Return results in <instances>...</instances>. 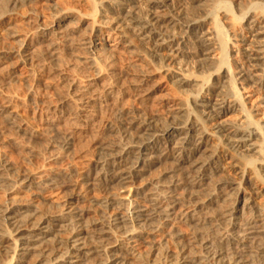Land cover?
Instances as JSON below:
<instances>
[{
	"label": "rangeland",
	"instance_id": "rangeland-1",
	"mask_svg": "<svg viewBox=\"0 0 264 264\" xmlns=\"http://www.w3.org/2000/svg\"><path fill=\"white\" fill-rule=\"evenodd\" d=\"M96 1L99 15L94 18L90 0H28L15 3L12 0H0V162H4L2 164L7 166V171L4 172L7 180L4 183L0 179V204L8 199L7 197L26 203L27 207H23L21 211L33 217L31 222L45 215H57L63 208L71 206L86 209L90 215L96 217L106 215L107 218L121 214L122 210L116 204L105 208L104 201L109 198L114 199L118 205L121 204L120 206L132 202L139 205L141 210L147 209L149 204L145 200L146 197H143L144 193L153 191L158 185L166 186L181 178L186 164H181L177 160L178 153L171 154L170 158L160 160L156 164L147 163L138 174L139 178L133 180L126 189L115 187L109 190L106 188L86 190L82 186V179L97 170L98 150L104 143L112 142L118 145L119 130L126 122H139L138 120L143 118L153 122L156 130L161 131L172 121L174 115L181 120L189 117L192 122L200 119L205 128L204 132L211 135L206 136L207 151L206 149L201 151L195 158L208 156L210 151L216 148L217 157L213 158L211 168L213 165L218 168L211 174L212 176L208 173V177L215 181V184L212 181L210 183H213L214 187L218 180H229L236 184L235 188L241 185L242 198L250 202L249 209L244 210L243 214L239 211L237 217L243 221L252 215V212L263 209L264 195L260 194V185L256 180V174L263 169L259 170L260 166L257 165L246 167L244 159H240L212 136V133H217L216 135H225L224 138H227L232 136V132L236 129L247 130L242 104L240 107L230 104V108L219 100L208 102L209 100L204 98L206 86L201 85V82L204 81L208 85L214 82L216 80L214 69L211 71L210 67L193 65L185 56L172 58V50L178 47L179 50L186 49L184 39L180 38L183 36L179 35L177 42H174L172 33L167 32L172 30L170 22H173V18L180 19L184 13L204 9L203 16L205 15V18L208 15L206 17L208 21L200 32L207 30L210 33L215 32L217 27L221 29L224 39H230L224 50L226 61L233 71L232 74L240 79L238 73L244 72L243 55L245 50L249 49L251 42H254L253 39L260 41V45L264 47V28L256 27L257 22L260 21L262 22L258 25L264 26V1L261 2L262 5L257 6L260 0H199L196 3L187 0H168L167 7L157 9L158 15H162L163 22L158 24L161 28L153 30L154 33L152 31V40L137 37L131 33L132 31L123 26H121L123 28L119 27L118 31L112 33L110 40H113L116 34L120 37L122 35V39L130 43L128 49L131 51L122 49L123 54L117 56V59L111 57L112 62L110 60L104 62V65L108 66H104V74L99 77L100 80L95 85L96 94L101 95V103L99 100L96 101L97 104L93 102L90 107L88 106L89 108L87 107L89 118H92L91 126L77 130L79 126L75 127L72 121L76 108L70 103L71 98L76 95L75 85H81L80 81L84 84L90 76L96 74L95 69L84 62L85 55L81 54L80 44L83 38L88 37H92L97 43L102 42L101 40L106 39L109 30L100 22H111L113 25L118 21L116 18L120 17L115 4L108 3L109 0ZM134 1L133 11L145 18L147 0ZM69 10L74 12L75 19L61 22L60 18ZM252 19H256V22L252 23ZM42 26H47L49 33L46 32L44 37L39 38L40 40L30 41L34 32L36 35L41 34L38 27ZM176 31L183 32L181 28ZM253 31H258L260 35L252 38ZM170 35L172 37H168ZM24 38L29 42L27 47L21 46L20 40ZM149 41L160 44L161 52L153 53ZM127 51L132 53L129 54ZM213 55L218 62L221 53L214 51ZM166 57L169 61H166ZM113 58L116 60L121 58V61ZM169 63L173 65V71L198 76L196 81L194 77V80L190 79L187 85H179L176 83L178 78L166 72L165 66ZM136 71L147 73L149 77L139 92L134 90L132 84L138 75ZM72 80L75 81V85L72 84ZM261 80L264 83V76ZM104 81L113 84V90L118 94L117 103L104 99L106 95L105 84H102L105 83ZM261 85L260 88L244 89L242 93L243 109L249 112L253 122L258 124H264V105L261 104V99L264 98V85L262 83ZM201 89L202 92L199 91ZM229 89L231 88L228 87ZM230 91H232L230 94L234 93L233 89ZM196 96H199L197 101H195ZM210 104L214 109L212 111L224 109L223 114L217 119H209ZM8 115L15 119L20 130L6 120ZM70 130L73 132L71 133ZM66 133L68 135H64ZM64 140H68L67 149L63 146ZM164 142L157 139L149 143V147L161 149L166 146ZM118 146L125 148L123 143ZM243 155L247 160L258 158L251 152H243ZM243 169H245V178L241 181L239 172ZM50 176L55 178L54 183L59 185L58 188H44V184H39L40 179L45 181ZM131 188L139 190L135 194L130 192ZM143 191L141 195L140 192ZM235 193L236 189L231 190L228 195L232 198ZM217 204L220 205V203H212L210 210H216ZM204 212L201 211L202 214ZM174 231L184 239L190 236V228L182 221L175 223ZM146 234L149 239L153 238L152 243L158 242L161 248L174 253L175 246L164 233L157 237H152L150 233ZM8 238L1 248L3 252H0V264H7L12 256L16 257L13 264H19L16 262H21L19 254L22 252V247L19 246L15 252V241ZM108 241L111 240L108 238ZM22 243L23 241H18V244ZM128 258L126 264H133ZM39 264L47 263L44 261Z\"/></svg>",
	"mask_w": 264,
	"mask_h": 264
},
{
	"label": "bare ground",
	"instance_id": "bare-ground-1",
	"mask_svg": "<svg viewBox=\"0 0 264 264\" xmlns=\"http://www.w3.org/2000/svg\"><path fill=\"white\" fill-rule=\"evenodd\" d=\"M26 1L28 0H12L14 3ZM187 1L196 3L199 0ZM263 1L260 0L258 4H255L258 6ZM90 2L92 4L93 17L95 18L97 14L99 15L98 3L96 0H90ZM107 2L112 5L115 4L116 8H114L120 15V17L116 18L119 24L115 21L113 25L111 22H100L102 26L107 27L109 30L106 39L101 40L103 43H97L92 37L83 38L82 44H80L81 54L85 55L83 58L84 62L94 68L96 74L90 76L84 84L80 81L81 85L75 83V78V81H71L72 84H76V95H72L70 103L76 108L72 121L75 127L79 126L77 130H83V128H87L91 124L92 118L90 119L88 114L89 105L101 99V95L96 94L95 85L100 80L99 77L104 74V66H108L104 65V62L106 60L111 61V57H116L117 59V56H120L123 52L122 49L126 50L129 48L130 43L124 41L122 35L120 37L116 34V37L110 40L112 33L123 26L130 32L132 31L131 33H134L137 37L152 40V31H155L159 27L158 24L163 22L162 15H158L157 9L167 7L168 0L145 1L147 5L146 14H144L145 18L138 16L133 11L134 0H109ZM192 11L186 14L181 13L184 15L183 17L176 20L173 18V22H170L172 30L170 29V32L168 30L166 32L172 33L174 42H177L176 39L180 37L179 35L183 36L180 38L184 39L183 43L186 49L179 50L178 47L172 50L171 57L180 58L185 56L191 60L193 65L197 64V66L201 67H210V70L214 69L213 73L216 80L209 85L205 84L203 80V83L201 82V85L206 86L204 98L207 101L209 100L208 102L219 100L221 103L227 104V106L235 104V107H240V104H242L241 108L245 114L247 130L236 129L232 132V136L227 138H224L225 135H216L217 133H212V136L216 137L220 144L232 151L236 156H239L240 159H244L246 167L257 165V167L260 166L259 170L260 168L263 169L260 170L259 174H256V180L260 185V194L263 196L264 124L253 122L251 114L243 109L244 98L242 93H244V89L260 88L262 86L261 83L264 85L261 80V77L264 76V47L260 45V41L253 39L254 42H251L249 49L245 50L243 55L245 61L243 65L244 72H239L240 79H237L227 64L224 52L225 46L230 39H224L221 29L217 27L215 32L210 33L208 32L209 30L200 32L208 21V18H206L208 15L204 18V9ZM74 17V12L69 10L60 18V21H70ZM252 20V23L256 22V19ZM260 22H257L256 27L258 26L259 29L264 28V26L258 25ZM38 28L41 34L36 35L34 34L35 32H32L30 41L44 37V34L49 30L47 26ZM180 28L183 31L182 33L176 31L177 29L180 30ZM253 33L252 38H255V35H260L258 31H253ZM145 40L143 41L145 42ZM20 41L21 46L27 47L29 45L26 38ZM146 43L148 44V41ZM149 44H151L150 50L153 53L158 54L161 52L162 47L160 44L157 45V43L150 41ZM130 51L127 52L130 54L132 53ZM214 51L221 53V58H219L218 62H216L218 59L213 55ZM166 58V61H169L168 57ZM120 59L118 60L121 61ZM165 67H167L166 72L178 78L176 83L181 86L187 85L190 79L194 80V77L196 81L198 77L173 71V65L170 63ZM137 73L138 75L134 79L136 81L132 82V84L134 90L139 92L147 82L148 75L144 72ZM104 82L102 83L103 85L105 84L106 95L104 94V99L106 100L107 98L113 103H117L118 94L113 90V84L107 81ZM225 84L227 86H224ZM228 87L233 89L234 93L230 94L232 91H230L231 89L228 90ZM199 91L202 92V89ZM197 98L199 96L195 97V101H197ZM232 98L233 100H231ZM261 104L264 105V98L261 99ZM211 105L209 106L211 107ZM212 110L214 109L211 107L209 119H217L224 112V109L223 111ZM192 116L194 115L192 114ZM172 118V121L169 124L167 123L168 125H165L161 131L156 130L153 122L143 118L138 120L139 122H126L124 127L119 130L118 143V145L123 143L125 148H121L112 142L102 143L103 145L98 150L97 170L93 174L84 177L82 179L83 183L81 182L86 190L94 188H106L109 190L115 187L126 189L130 183H133V180L139 178L138 174H140L147 163L156 164L160 160L167 159L171 154L178 153L177 160L181 164H186L184 171L181 173V178L172 182L169 181L170 183L166 186L158 185L154 190L152 189L153 191L140 192L141 195L144 193L143 197H146L145 200L149 204L147 209L141 210L139 205L132 202L120 206L121 204L118 205L114 199L106 198L107 200L104 201L105 208L116 204L122 210V213L107 218H105L106 215L104 217L97 215L96 217L90 215L86 209L71 206L63 208L57 215H45L31 222L33 217L21 211L23 207H27L26 203L7 197L8 199L0 204V250L3 248L2 245L7 237H9L15 241V252L19 246L22 247V252L19 254L21 262H16L19 264H39L44 261L47 264H126L127 257L133 261V264H264V208L252 212V215L241 221L237 214L239 211L243 214L244 210L249 209L248 205L250 203L242 198L241 185H237V188H235L236 184L232 181L221 180V182L218 180L219 182L217 181L218 183L216 182V186L213 187L212 185L215 181L213 182L208 177V173L211 175L218 168L214 165L211 168L213 158L217 157L215 154L216 148L215 150L214 148L211 151L209 150L210 154L208 156L204 157L203 155V157L195 158L201 151L203 152L205 149L207 151V148H205L206 136L211 135L205 133L206 131L204 132L205 128L199 121L200 119L192 122L189 117L181 120L173 115ZM6 120L14 128L20 130V126L12 116L8 115ZM70 132L72 133L73 131L70 130ZM67 133L64 135H68ZM157 139L165 141L164 144L166 146L161 149H158L159 147H149V143ZM64 141L63 146L65 148L69 146V143L68 140ZM160 151L163 152L160 153ZM243 152L254 153L258 158L247 160ZM2 163L0 162V179L5 183L7 179L4 172L7 171V166ZM245 169L239 172V180L241 179V181L245 178ZM259 170L257 168V171ZM54 179L51 176L45 181L40 179L39 184H44V188L56 189L59 185H55ZM211 181L213 182L212 184L210 183ZM234 189H236V193L231 198L228 193ZM138 190V188H131L130 192L132 191V193L136 194ZM212 203H220V205L217 204L216 210H210ZM201 211L205 212L202 214ZM178 221L186 223L190 228L188 239H184L182 235L174 231V225ZM146 233H150L149 235L152 237H157L159 234L164 233L174 244V253L161 248L158 242L156 244L155 242L152 243L153 238L149 239ZM108 238L111 241H108ZM18 241H23V243L18 244ZM0 252L3 251L1 250ZM15 258L12 256L11 260L9 259L11 262L8 260V263H6L13 264Z\"/></svg>",
	"mask_w": 264,
	"mask_h": 264
}]
</instances>
